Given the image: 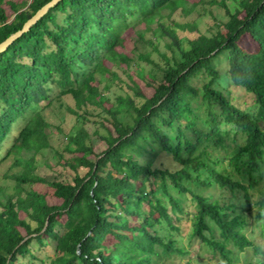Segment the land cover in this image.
Listing matches in <instances>:
<instances>
[{"label": "trees", "instance_id": "obj_1", "mask_svg": "<svg viewBox=\"0 0 264 264\" xmlns=\"http://www.w3.org/2000/svg\"><path fill=\"white\" fill-rule=\"evenodd\" d=\"M49 1L0 0V43ZM233 1L212 0L228 19L183 47L164 19L186 0H60L0 53V166L20 168L0 184V264H193L195 245L216 264H264V0ZM141 25L178 49L163 66L138 56L159 78L126 49ZM64 99L81 123L67 132L45 115ZM88 106L106 114L93 132ZM47 149L65 177L38 173ZM250 218L259 239H243Z\"/></svg>", "mask_w": 264, "mask_h": 264}, {"label": "rangeland", "instance_id": "obj_2", "mask_svg": "<svg viewBox=\"0 0 264 264\" xmlns=\"http://www.w3.org/2000/svg\"><path fill=\"white\" fill-rule=\"evenodd\" d=\"M14 1H22V0H14ZM185 7L177 9L170 17V19L165 18L164 22L167 26H173L177 28V33L179 35L180 40L183 42V47H187L186 40L187 38H192L194 36H197L200 33L203 34H210L218 28V22H224L228 19V16L226 14V11L221 8L220 6L214 4L212 0H186ZM228 5L231 10H234L236 7V3L233 0H228ZM189 13H185V11H188ZM154 28L151 30H145L144 25H141L140 27L136 29H131L126 37L129 39L128 43L126 44L127 51H130V56H132L135 61L139 62L142 66H144L145 71H149L152 74L156 75L158 78L161 76V70L155 65L148 63L144 60H140L138 56L140 54H149L151 56V59L155 61L157 64L163 66L164 62L162 60V54L166 53L167 55H171L172 53L177 54L178 49L174 46L171 49H168L165 46L166 41L169 40V38H162L160 40H156V35L154 34ZM142 32L144 35V38H140L138 35V32ZM151 41H154V44H152ZM244 44L249 49H257V45L248 38L244 40ZM157 49H155V47ZM217 63L220 64V67L223 70V73L227 70V64L225 63V56L222 55L217 60ZM125 68V65L123 64L121 66V69H118V72L120 76L123 79L127 80V77L125 73L123 72V69ZM131 69L132 71L136 70V66L134 62L131 63ZM131 72V73H134ZM133 75V74H132ZM137 78V77H136ZM135 78V79H136ZM224 78V84L225 86L230 87L232 90V93L235 97H238L240 100H244L245 94L242 90L238 89L237 87H234L230 82L229 79L226 78V76H223ZM104 83L101 87H103ZM120 93V90L117 86H113V88L110 91H104V94L110 96L112 99L116 94ZM72 105V102H70L67 99L64 100H58L51 108L46 110L45 115L48 121L53 123L54 125H59L65 132L70 131L74 126L80 125L79 122L76 121L75 116L69 112L68 106ZM88 114L87 116L90 119V122H85V126L93 132L94 130V124L96 121L101 120L104 116H106L105 113H102L101 109L94 108L92 106H88ZM99 128V126L97 127ZM100 131L104 132L103 129L100 127ZM61 137L59 135L53 136L51 142L52 147H57L61 140ZM92 140L95 145L96 150H100L103 147V143L101 140H99L94 134H92ZM43 155L38 156V173L41 174H59L62 177H65L66 171L63 170V168L60 165H56V160L52 158V150H45L43 152ZM44 161H48L50 167L45 166L43 164ZM12 161L8 160L6 163H4L2 166H0V184L6 186L7 189L10 191L13 189L15 181L10 178L9 176L12 175L15 171H18L20 168H14L12 167ZM35 188L46 191L48 188L45 185H36ZM240 205L242 208H246V205L243 202L242 196L239 197ZM257 199V196L253 198V200ZM238 201V200H237ZM253 229V237L256 239H259L258 236V229L256 228L253 220L249 221V227L248 231L243 236V239L248 240L249 236H251L250 233ZM184 238L183 242L185 245H187L188 238L187 233L190 231V221L186 222L184 227ZM39 254V253H38ZM192 260L193 264H196L198 261H201V264H216L213 260H211V253L207 251L204 248H201L199 245H195L194 248L191 249V253L184 257L183 261L186 262L188 259ZM258 261V258H253V261Z\"/></svg>", "mask_w": 264, "mask_h": 264}, {"label": "water", "instance_id": "obj_3", "mask_svg": "<svg viewBox=\"0 0 264 264\" xmlns=\"http://www.w3.org/2000/svg\"><path fill=\"white\" fill-rule=\"evenodd\" d=\"M60 0H50L44 6H42L36 13L29 18L22 26V28L15 33L11 34L7 39L0 43V53L4 51L13 41L21 36L23 33L27 32L36 22L49 10V8L53 7Z\"/></svg>", "mask_w": 264, "mask_h": 264}]
</instances>
